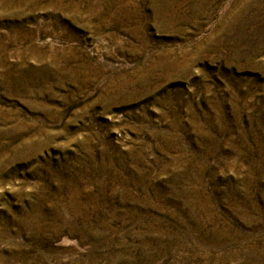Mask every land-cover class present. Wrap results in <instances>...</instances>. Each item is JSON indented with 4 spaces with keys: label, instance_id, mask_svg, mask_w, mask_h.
<instances>
[{
    "label": "rangeland",
    "instance_id": "1",
    "mask_svg": "<svg viewBox=\"0 0 264 264\" xmlns=\"http://www.w3.org/2000/svg\"><path fill=\"white\" fill-rule=\"evenodd\" d=\"M0 264H264V0H0Z\"/></svg>",
    "mask_w": 264,
    "mask_h": 264
}]
</instances>
